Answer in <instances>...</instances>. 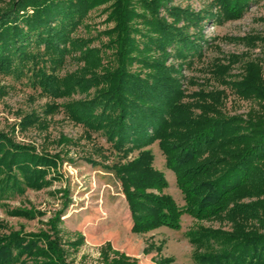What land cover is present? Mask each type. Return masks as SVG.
I'll list each match as a JSON object with an SVG mask.
<instances>
[{
  "label": "trees",
  "instance_id": "trees-1",
  "mask_svg": "<svg viewBox=\"0 0 264 264\" xmlns=\"http://www.w3.org/2000/svg\"><path fill=\"white\" fill-rule=\"evenodd\" d=\"M170 1L8 0L0 6V73L29 75L32 86L52 98L84 94L62 105L88 133L100 132L120 153L110 169L127 202L132 232L178 229L184 213L226 222L229 229L198 226L188 232L195 261L264 264V54L246 60L237 79L230 78V70L243 54L216 58L209 68L220 85L256 103L245 115L223 110L224 89L187 92L180 76L182 67L193 63L191 56H201L205 41L199 32L189 34L190 26L200 30L211 18H240L257 0H210L199 11ZM102 5L112 26L103 31V48L91 47L92 38L76 32L80 25L89 28L85 17ZM240 38L235 39L264 48L262 34ZM68 56L82 64L60 76ZM171 56L181 61L171 63ZM154 142L175 175L182 206L163 191L167 179L146 148ZM60 163L59 154L38 152L0 131L2 205L26 188L52 184ZM8 211L32 217L27 209ZM60 215L46 222L48 228L29 233H3L6 224L0 220V264H68ZM100 264L139 263L115 253Z\"/></svg>",
  "mask_w": 264,
  "mask_h": 264
},
{
  "label": "rangeland",
  "instance_id": "rangeland-1",
  "mask_svg": "<svg viewBox=\"0 0 264 264\" xmlns=\"http://www.w3.org/2000/svg\"><path fill=\"white\" fill-rule=\"evenodd\" d=\"M6 1L0 0V6ZM209 1L171 0L169 4L199 11L207 7ZM102 8L103 5L91 10L85 17L89 28L80 25L76 32L78 36L92 38L91 47H100L107 39L103 31L112 26L105 21L106 13ZM200 27V30L195 26L188 28L189 34L199 32L205 41L201 56H191L193 63L182 67V86L187 92L198 88L224 89L223 110L229 115H245L256 103L240 98L232 88L220 85L211 77L209 68L216 58L243 54L230 70V78L237 79L246 60L264 54L260 43L253 47L239 41L240 37L249 34L264 35V0L251 3L240 18L222 21L211 18L203 21ZM238 37L239 40L235 39ZM168 61L177 64L181 60L171 56ZM80 64L81 61L68 56L57 74L62 76L72 72ZM83 95L52 98L41 93L39 87H33L29 75L0 73V131L16 143L29 144L38 152L44 150L61 157L57 178L52 184L41 189L26 188L22 195L2 201L7 207L0 202V220L6 224L2 232H39L48 228L46 222L50 218L61 214L57 226L68 264H100L105 256L112 258L115 253L139 264H198L194 259L195 244L188 232L198 226L229 229V225L217 220H197L184 213L178 229L162 226L145 233L132 232L127 202L119 180L110 169L111 164L119 160L120 153L100 132L88 133L62 105L68 100L83 98ZM53 103L58 104V108L47 112ZM146 148L152 152L153 166L167 179L164 193L182 206L183 195L176 185L174 173L165 166V156L158 143ZM135 154L136 151L129 153L127 159ZM10 208L27 209L32 217L12 215L8 211Z\"/></svg>",
  "mask_w": 264,
  "mask_h": 264
}]
</instances>
